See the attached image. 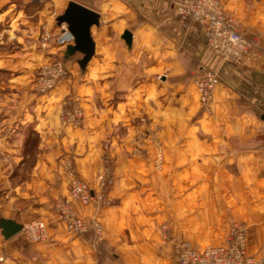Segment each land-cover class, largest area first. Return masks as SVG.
<instances>
[{"label": "crops", "instance_id": "crops-1", "mask_svg": "<svg viewBox=\"0 0 264 264\" xmlns=\"http://www.w3.org/2000/svg\"><path fill=\"white\" fill-rule=\"evenodd\" d=\"M70 1L0 0V24L17 44L0 53L12 86L28 89L35 64L49 58L63 56L69 68L49 94L21 96L24 121L41 140L31 177L5 186L0 217L22 224L44 220L48 238L31 242L21 231L6 239L0 229L5 264H177L182 242L225 244L236 222L249 226V252L264 259V0H223L227 15L254 43L251 58L240 65L216 54L205 28L178 16L170 0H74L100 14V25L92 27L95 54L85 69L81 52L65 57L72 41L59 36L49 48L40 46L43 26L63 34L67 25H58L57 17ZM209 70L222 82L212 111L203 113L195 80ZM75 96L86 112L82 128L60 117L65 100ZM142 117L160 128L164 151L177 152L161 172L153 170L150 153H131L129 138ZM105 151L115 154L114 185L105 189L106 200L96 195L88 205L75 204L90 231L68 232L53 209L58 194L68 193L64 161L69 157L75 173L98 191Z\"/></svg>", "mask_w": 264, "mask_h": 264}, {"label": "built area", "instance_id": "built-area-1", "mask_svg": "<svg viewBox=\"0 0 264 264\" xmlns=\"http://www.w3.org/2000/svg\"><path fill=\"white\" fill-rule=\"evenodd\" d=\"M178 16L184 20L195 21L205 28L209 47L223 60L240 65L251 58L254 43L239 29L235 20L226 13L223 0H170ZM63 25V24H62ZM65 27V26H64ZM67 28L62 31L63 34ZM62 34V33H61ZM60 35V37L63 36ZM55 36L43 26L41 33L42 47L49 46ZM69 75V68L64 58L54 57L44 62L34 80L35 89L41 93L51 92L60 81ZM222 79L215 71H205L196 78L199 93V103L202 110L210 112L214 104L215 90ZM62 120L75 127L85 123V110L79 97L68 102V107L62 112ZM160 149V148H159ZM161 150V149H160ZM163 162V153L159 151L156 165ZM68 175V193H59L54 201V210L68 232L83 235L90 231L91 225L76 211L75 204L88 205L96 199L106 200L103 193L112 182L108 176L107 166L98 175V191L93 190L89 182L75 173L71 159L65 162ZM92 227L98 239H102L103 228L99 221L94 220ZM22 232L27 240L41 242L48 238V226L44 220H33L23 224ZM249 226L236 222L232 225L227 242L222 245L199 247L185 241L179 245L177 264H264V259L251 254L248 249ZM7 254L0 248V264H5Z\"/></svg>", "mask_w": 264, "mask_h": 264}, {"label": "rangeland", "instance_id": "rangeland-1", "mask_svg": "<svg viewBox=\"0 0 264 264\" xmlns=\"http://www.w3.org/2000/svg\"><path fill=\"white\" fill-rule=\"evenodd\" d=\"M5 28H7V26L2 25L1 23L0 24V53L7 48H10V50L12 48H16V45H17L15 41L16 40L15 34H12L10 37L9 36L7 37L5 30H4ZM60 35H61V32L58 31L57 33H55V36H53V38L57 39ZM40 38H41V34H40ZM40 46L42 49H47L50 47V44L49 46L47 45V47H42L41 39H40ZM60 58H63V56H60ZM46 60H44V62H46ZM44 62L39 63L37 65L35 64L37 68L34 69L33 71V74L31 76L30 87L28 89H23V88L20 89L18 87L12 86L13 82L11 84L10 83L11 81H9V78L13 77V74H11L12 72L7 71V69L4 67L3 68L0 67V196L7 188L5 186H8V185L13 186L16 183H20V185H23L21 184V182L23 180L29 179V177H31L32 175L33 164L37 158L36 153L38 152V146L41 140V135L37 131L32 129L33 128L32 123L30 122L25 123L26 120L24 121L23 117L25 116V113L27 110L25 108V103L21 102L22 100L21 96L27 93L26 91H29V93H33V94L36 93L39 95L49 94V93L38 92L34 86V80L36 78V74L40 66ZM66 64H67V61H66ZM14 82H17V81H14ZM76 97L80 98L82 105H83V100L80 96L68 97L62 106L61 116H62V112L64 111V109L68 107V102L70 100H74V98ZM83 108H84V105H83ZM200 110L203 113H210L212 111L211 110L210 112H206L202 110L201 107H200ZM85 116H86V112H85ZM61 121L64 125L71 126L74 128H82L84 127L86 123V119H85L84 125H82L81 127H75L73 125L65 123L62 120V117H61ZM135 125L137 126L134 129V133L129 138V144L134 147L131 153L133 155H138L141 157H147V156L149 157L148 154L150 153L152 155V160H153L152 162L153 170L155 172L163 171L167 163L169 162L170 158L171 159L177 158V152L176 151H172V152L164 151L163 141L161 139V135L159 134L160 128L158 126L157 128L156 127L151 128L149 126V122L147 118L142 117L138 119ZM2 145L10 146L11 150L13 151H9V150L7 151L5 149H2ZM159 151L163 153V162H162V165L157 167L156 160H157V155ZM114 155H115L114 152L113 153L107 152V151L104 152L103 165L100 171L98 172V175H99V173L102 170H104V168H106L107 166L110 168V172L108 173V176L112 178L113 182L108 187L113 186L114 181H115L114 176H113V165H114V159H115ZM23 156H24V159L21 158ZM67 159H70V158L69 157L66 158L64 163L66 162ZM2 172L6 173L4 177L2 176ZM53 209H54V203H53ZM162 234L165 239L168 238V230H167L166 225L162 226Z\"/></svg>", "mask_w": 264, "mask_h": 264}, {"label": "water", "instance_id": "water-1", "mask_svg": "<svg viewBox=\"0 0 264 264\" xmlns=\"http://www.w3.org/2000/svg\"><path fill=\"white\" fill-rule=\"evenodd\" d=\"M58 25L66 24L67 31L61 37L62 42L72 41L67 45L65 57L69 58L76 52H81L83 57L78 60L82 69L95 54V41L92 36V27L100 25V14L79 2L71 0L65 11L57 17ZM123 38L128 46H132L133 34L126 29ZM23 224L13 218L0 217V229L6 238H12L22 231Z\"/></svg>", "mask_w": 264, "mask_h": 264}]
</instances>
